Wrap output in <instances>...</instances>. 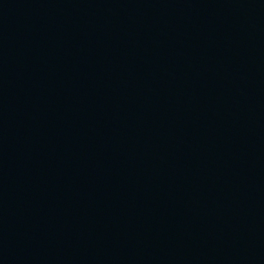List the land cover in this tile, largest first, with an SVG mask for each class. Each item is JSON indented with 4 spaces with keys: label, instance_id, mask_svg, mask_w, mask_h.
Returning a JSON list of instances; mask_svg holds the SVG:
<instances>
[{
    "label": "water",
    "instance_id": "1",
    "mask_svg": "<svg viewBox=\"0 0 264 264\" xmlns=\"http://www.w3.org/2000/svg\"><path fill=\"white\" fill-rule=\"evenodd\" d=\"M0 264H264V0H0Z\"/></svg>",
    "mask_w": 264,
    "mask_h": 264
}]
</instances>
